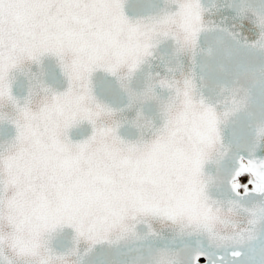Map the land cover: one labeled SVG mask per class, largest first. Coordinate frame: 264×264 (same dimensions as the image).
<instances>
[{"label":"snow or ice","instance_id":"1","mask_svg":"<svg viewBox=\"0 0 264 264\" xmlns=\"http://www.w3.org/2000/svg\"><path fill=\"white\" fill-rule=\"evenodd\" d=\"M0 264H264V0H0Z\"/></svg>","mask_w":264,"mask_h":264}]
</instances>
